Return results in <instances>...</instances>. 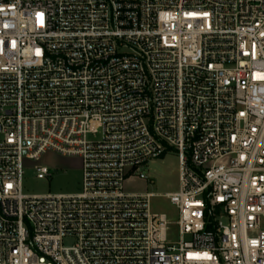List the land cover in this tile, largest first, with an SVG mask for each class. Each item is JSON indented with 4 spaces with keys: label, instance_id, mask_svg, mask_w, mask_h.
<instances>
[{
    "label": "built area",
    "instance_id": "obj_1",
    "mask_svg": "<svg viewBox=\"0 0 264 264\" xmlns=\"http://www.w3.org/2000/svg\"><path fill=\"white\" fill-rule=\"evenodd\" d=\"M170 151L176 223L126 190ZM0 264H264V0H0Z\"/></svg>",
    "mask_w": 264,
    "mask_h": 264
},
{
    "label": "rangeland",
    "instance_id": "obj_2",
    "mask_svg": "<svg viewBox=\"0 0 264 264\" xmlns=\"http://www.w3.org/2000/svg\"><path fill=\"white\" fill-rule=\"evenodd\" d=\"M37 166H46L51 170L52 177L40 180L37 178ZM25 175L23 193L25 195H74L82 191V161L80 158H64L48 153L39 163L28 160L24 162ZM143 172L149 180L129 179L126 187L130 193H150L156 196L152 199V209L155 213L167 214L173 223L178 221V213L166 197L167 194L179 190V158L173 152H168L162 159L148 164ZM170 241L178 240V228L174 224L169 232ZM76 244L75 239L65 241L66 246Z\"/></svg>",
    "mask_w": 264,
    "mask_h": 264
}]
</instances>
